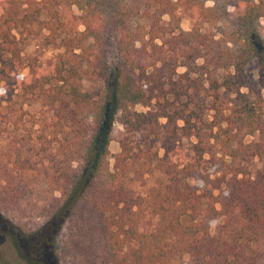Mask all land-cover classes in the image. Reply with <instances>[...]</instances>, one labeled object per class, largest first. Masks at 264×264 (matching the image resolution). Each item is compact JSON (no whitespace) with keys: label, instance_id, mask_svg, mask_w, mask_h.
Listing matches in <instances>:
<instances>
[{"label":"trees","instance_id":"trees-1","mask_svg":"<svg viewBox=\"0 0 264 264\" xmlns=\"http://www.w3.org/2000/svg\"><path fill=\"white\" fill-rule=\"evenodd\" d=\"M259 19L264 0H0L6 102L42 29L90 84L35 82L31 132L0 148V235L24 264H264Z\"/></svg>","mask_w":264,"mask_h":264},{"label":"rangeland","instance_id":"rangeland-1","mask_svg":"<svg viewBox=\"0 0 264 264\" xmlns=\"http://www.w3.org/2000/svg\"><path fill=\"white\" fill-rule=\"evenodd\" d=\"M211 1H206L205 6H211ZM231 8H227L230 11ZM72 11L74 15L78 16L79 11L77 8L73 7ZM191 20L186 17H182L179 21V27L183 31L189 29ZM203 29H209L212 32L215 31V27L203 26ZM82 30L80 26L78 28ZM257 30L261 38H264V20L259 19L257 24ZM49 32L42 29L37 32L33 37H25L22 41L21 49V61L23 69L21 70L22 85L23 89L13 90L11 101L8 103L5 101V92L3 87V82H0V148L6 144V141L10 137H15L17 135L24 136L27 130H30L29 116L32 114H37L40 112L41 102L36 100V88H33V84L38 82L44 89L55 85V79L59 74V79H68L71 77V81L74 86L80 83L83 89L87 88L90 84L79 80V76L75 71V66L70 67L65 59L61 58V53H63L62 48H58L55 44H52ZM57 43V42H56ZM78 53V51H76ZM199 62V61H198ZM33 65V72L30 73L28 66ZM256 61L250 62L246 67V73L254 80H256ZM183 68H178L177 71L181 72ZM37 80H35V75ZM75 75V76H74ZM57 85H60L58 83ZM244 91V90H243ZM262 99L264 101V91L261 92ZM42 108V107H41ZM137 110L141 108L136 107ZM20 117L21 120L17 118ZM16 127H21L20 131H16ZM31 132V130H30ZM122 128L118 123L113 124L111 137L112 140L108 143L109 151V170L112 169L113 158L112 156L119 151L117 140L121 136ZM18 138V136L16 137ZM253 137L250 136H236L233 141H231V146L234 148L240 141L243 144L251 143ZM193 142V139H181V146L183 150L187 153L189 152V146ZM161 152L159 151V154ZM224 159V158H223ZM225 159H228L225 157ZM224 159V160H225ZM207 165V164H206ZM262 167V163L256 159H253L249 163L246 171L249 175H254ZM206 173L210 175H218L219 172L215 168H206ZM200 186L199 183H196ZM0 254L8 264H24L15 254L9 240L0 235Z\"/></svg>","mask_w":264,"mask_h":264}]
</instances>
